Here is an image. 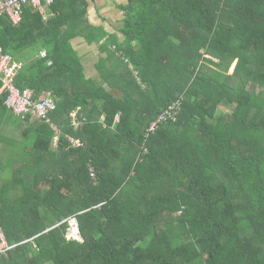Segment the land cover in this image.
Listing matches in <instances>:
<instances>
[{
    "label": "trees",
    "instance_id": "trees-1",
    "mask_svg": "<svg viewBox=\"0 0 264 264\" xmlns=\"http://www.w3.org/2000/svg\"><path fill=\"white\" fill-rule=\"evenodd\" d=\"M87 4L54 0L47 15L28 3L19 24L0 15V46L22 62L17 86L57 103L51 121L22 119L0 81V114L26 122L22 144L41 153L0 189L14 245L0 263L264 264V0H128L102 82L71 44L107 35ZM33 47L46 55L29 59ZM116 56L125 65L103 66ZM178 100L177 119L149 131ZM73 215L82 240L67 236Z\"/></svg>",
    "mask_w": 264,
    "mask_h": 264
},
{
    "label": "crops",
    "instance_id": "crops-1",
    "mask_svg": "<svg viewBox=\"0 0 264 264\" xmlns=\"http://www.w3.org/2000/svg\"><path fill=\"white\" fill-rule=\"evenodd\" d=\"M87 10H86V19L88 23L94 27L101 28L103 32H106L102 40L97 41H88L82 36H75L71 39V44L75 49L78 58L83 64L84 73L87 78L99 79L102 82L101 72L97 68V64L99 63L100 59L103 57H107L108 50H115L116 49V41L119 43L120 41L124 40V35L121 32L122 27L125 23V13L122 8V5L128 3V0H87ZM48 6H46L42 13L49 15ZM109 35H114L115 37L112 39L113 42L109 41ZM121 54V53H120ZM46 55V50L44 48H37L33 47L30 51H28L27 57L29 59L35 58L36 56ZM20 66L22 62H18ZM73 112L77 113V118L79 123L82 122L81 118L78 116L80 112V108L74 110ZM73 116V115H72ZM32 120H36L37 117L35 115H31ZM24 119V118H22ZM73 116V122H75ZM10 123L16 128L17 122H14L13 119H9L8 116L2 115L0 118V153L2 154L7 161L5 162V166L1 169H8L11 164L9 161L20 160L23 162V165L20 173H15L14 175L18 177H25L26 173L24 171L30 168V165H36L39 162L38 159L41 153L33 151L30 146L27 147L25 144L23 145V138L26 137L25 130L27 129V123L23 122L19 123L20 130L16 131L9 129L11 127ZM9 126V127H8ZM23 127V128H22ZM57 127V126H56ZM58 131L59 128L57 127ZM18 134V137L15 136ZM31 135V134H30ZM22 136V137H21ZM73 138V137H70ZM59 137L55 138L57 140ZM26 140V139H24ZM57 147V146H56ZM11 153V156L9 154ZM18 160V161H19ZM12 162V164H13ZM1 165V163H0ZM18 168V167H16ZM20 168V167H19ZM18 168V169H19ZM22 175V176H20ZM7 179L2 180L0 182V189L2 185L7 184ZM14 196H19L20 192L18 190H11L9 192Z\"/></svg>",
    "mask_w": 264,
    "mask_h": 264
},
{
    "label": "built area",
    "instance_id": "built-area-1",
    "mask_svg": "<svg viewBox=\"0 0 264 264\" xmlns=\"http://www.w3.org/2000/svg\"><path fill=\"white\" fill-rule=\"evenodd\" d=\"M54 0H0V15H7L12 23L19 24L22 18L24 6L31 3L34 7L43 12L46 6L51 5ZM20 64L14 60L13 56L5 53L0 46V81L6 86L7 96L5 104L13 113L21 118L27 115H35L41 120L51 121L50 115L56 110L57 103L52 91H46L42 97L35 98L34 92L30 88H20L16 84V77ZM181 100L171 103L162 110L156 119L151 121L149 131H155L159 123L169 118L177 119L178 112L181 109ZM75 125H79L77 113L73 112ZM120 121V114L115 117V122ZM73 145H82L79 139L70 138ZM90 175L96 178L94 167H90ZM69 231L67 236L72 239L82 240L80 234V225L77 216L73 215L68 218ZM14 245L7 241L4 230L0 224V258L8 253ZM1 264V263H0Z\"/></svg>",
    "mask_w": 264,
    "mask_h": 264
},
{
    "label": "rangeland",
    "instance_id": "rangeland-1",
    "mask_svg": "<svg viewBox=\"0 0 264 264\" xmlns=\"http://www.w3.org/2000/svg\"><path fill=\"white\" fill-rule=\"evenodd\" d=\"M121 42L122 41H120V43ZM119 59H120V57L116 56V60H119ZM236 64H237V60L235 62H233V64L231 65V67L229 69V73H233L235 71ZM110 65H112V68L115 70L118 66L120 68L122 65H125V64L122 61H120V60L119 61H115L114 59H111V61H107L106 64H104L103 66H105L106 68H108ZM135 73H138V71L135 70ZM116 75L117 74H115L114 78H116ZM115 89H117V88H115ZM230 110H231V108L228 107V106H225V105H221L220 106V109H219L220 113L221 112H229ZM1 116L2 115L0 114V118H1ZM18 124H16V126H15L16 128H14L11 123H10L11 127H9V126L8 127H9V129H12V130L14 129L16 131H21L20 130L21 129L20 128V125H18ZM22 124H23V122H22ZM15 136L18 137V134H15ZM9 156H11V153L9 154ZM18 160H15L14 162L13 161H9L11 163V164H9L10 167H8V169H4L3 170L1 168L6 165L5 162L7 161V158L5 159V157H3L2 154L0 153V163H1V165H0V182H2V180H5L6 181V179H7V181H9V180L10 181H13V179L17 178L14 174L16 172L17 173H20V171H22L21 170L22 166H24L23 165V162L20 161V160L18 161ZM12 162H13V164H12ZM46 166L49 167V165H46ZM16 167H18V168L20 167V168L18 169ZM53 170H56L55 167L53 168ZM26 171H24V172L26 173ZM20 176H22V175H20Z\"/></svg>",
    "mask_w": 264,
    "mask_h": 264
}]
</instances>
